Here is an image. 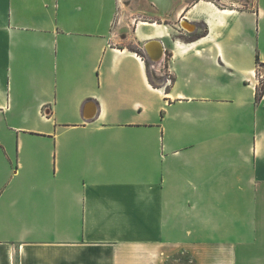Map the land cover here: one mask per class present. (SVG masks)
<instances>
[{
	"label": "crops",
	"instance_id": "obj_1",
	"mask_svg": "<svg viewBox=\"0 0 264 264\" xmlns=\"http://www.w3.org/2000/svg\"><path fill=\"white\" fill-rule=\"evenodd\" d=\"M258 61L264 0H0V264H264Z\"/></svg>",
	"mask_w": 264,
	"mask_h": 264
},
{
	"label": "water",
	"instance_id": "obj_2",
	"mask_svg": "<svg viewBox=\"0 0 264 264\" xmlns=\"http://www.w3.org/2000/svg\"><path fill=\"white\" fill-rule=\"evenodd\" d=\"M155 43L157 44V43H159V42L153 40V41H149V42H147L146 45H145V50L148 52L150 58H151L153 61L158 60V59L161 57L162 53H163V51H161V53H160L158 56H155V55L152 53V51H151V44H155ZM159 44H160V43H159ZM160 45H161V44H160ZM161 47H162V46H161Z\"/></svg>",
	"mask_w": 264,
	"mask_h": 264
},
{
	"label": "trees",
	"instance_id": "obj_3",
	"mask_svg": "<svg viewBox=\"0 0 264 264\" xmlns=\"http://www.w3.org/2000/svg\"><path fill=\"white\" fill-rule=\"evenodd\" d=\"M205 32V27L202 26V32H201V35ZM200 35V34H198ZM139 54L143 55L141 51H137ZM258 63L261 65V66H264V63H261L258 61ZM257 98L261 99L264 95V80L261 81V84L258 88V92H257Z\"/></svg>",
	"mask_w": 264,
	"mask_h": 264
},
{
	"label": "bare ground",
	"instance_id": "obj_4",
	"mask_svg": "<svg viewBox=\"0 0 264 264\" xmlns=\"http://www.w3.org/2000/svg\"><path fill=\"white\" fill-rule=\"evenodd\" d=\"M144 24H147V23H144ZM151 51L155 56H158L162 51V47L159 43L151 44Z\"/></svg>",
	"mask_w": 264,
	"mask_h": 264
},
{
	"label": "rangeland",
	"instance_id": "obj_5",
	"mask_svg": "<svg viewBox=\"0 0 264 264\" xmlns=\"http://www.w3.org/2000/svg\"><path fill=\"white\" fill-rule=\"evenodd\" d=\"M129 47L132 48V49H135V50L139 51L138 50V47L136 45H134V44H130Z\"/></svg>",
	"mask_w": 264,
	"mask_h": 264
}]
</instances>
